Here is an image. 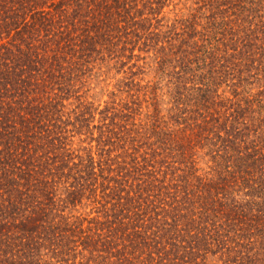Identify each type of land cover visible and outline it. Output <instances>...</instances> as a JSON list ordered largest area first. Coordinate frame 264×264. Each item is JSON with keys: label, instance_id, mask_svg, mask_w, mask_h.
Instances as JSON below:
<instances>
[{"label": "trees", "instance_id": "trees-1", "mask_svg": "<svg viewBox=\"0 0 264 264\" xmlns=\"http://www.w3.org/2000/svg\"><path fill=\"white\" fill-rule=\"evenodd\" d=\"M173 1L0 0V264H264V0Z\"/></svg>", "mask_w": 264, "mask_h": 264}, {"label": "rangeland", "instance_id": "rangeland-1", "mask_svg": "<svg viewBox=\"0 0 264 264\" xmlns=\"http://www.w3.org/2000/svg\"><path fill=\"white\" fill-rule=\"evenodd\" d=\"M208 1L204 0H174L173 3L166 8L165 12L169 14V18H187L194 14L195 10L201 8L205 11V4ZM138 58L130 61L125 67L113 62L107 65L97 66L88 81V86L85 88L86 97L95 105L105 107L107 104L111 105L113 102H120L121 98H125V85L132 79L130 72H138L140 68L144 67L145 74L139 75L135 82H139L141 86L151 84L153 85L158 79L156 77L157 65L151 64L152 54L135 51ZM133 65L136 67L132 68ZM131 78V79H130ZM143 80V81H142ZM166 88V87H164ZM164 89L163 92H166ZM148 112V109L145 110Z\"/></svg>", "mask_w": 264, "mask_h": 264}]
</instances>
